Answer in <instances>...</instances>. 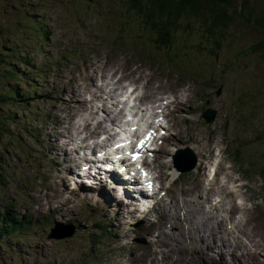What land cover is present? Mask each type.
Returning <instances> with one entry per match:
<instances>
[{
    "label": "rangeland",
    "instance_id": "rangeland-1",
    "mask_svg": "<svg viewBox=\"0 0 264 264\" xmlns=\"http://www.w3.org/2000/svg\"><path fill=\"white\" fill-rule=\"evenodd\" d=\"M122 4L118 0H0V92L12 93L0 105V213L8 204L11 213L30 220L25 230L18 228L19 232L10 231L0 239V264H215L213 257L199 259L200 249L192 247V237L180 234L196 226L191 222L199 214L182 219L178 213L172 217L171 211L166 212L174 202L182 205L185 198L202 206L209 203V215H221L220 233L224 213L212 210L211 205L218 204L215 199L228 201L245 215L241 230L227 226L235 230L234 247L228 236L211 237L214 243L216 238L221 241L226 261L219 264H264V181L256 173V168L264 166V57L246 56L244 51L264 36V30L235 20L215 55L181 51L170 56L173 60L167 64V57L152 46L155 34L131 24ZM233 6L258 12L264 0H235ZM37 19L47 31L42 41L32 32L31 21ZM24 57L46 70L42 79L28 73L21 62ZM108 74L114 80L121 75L120 84L113 82L117 89L122 82L130 83L139 96L125 105L132 88L118 96L122 90L111 91ZM22 93L31 95L27 104ZM158 98L169 101L163 118L169 134L159 140L151 171L166 188L162 197L169 193L172 199L160 200L159 206L157 198L152 206L143 207L125 193L129 205L158 213V217L154 212L133 216V209L122 200L103 196L111 195L104 183L89 188L72 173V169L81 170L74 167L87 156L79 155L86 150L84 145L90 149L76 134H96L101 129V135L106 127L120 132L112 141L123 136L127 124L144 129L149 125L146 118H136L129 106L140 112L139 104L155 107ZM154 107L150 113L142 111L143 117L157 115ZM206 107L217 110L212 123L200 118ZM97 139L88 141L97 146ZM101 141L107 143V139ZM185 147L192 148L199 161L193 171L178 173L171 157ZM247 155L257 161L249 163ZM239 165L248 168L249 177L241 174ZM216 172L218 183L208 176ZM189 204L185 203L186 209ZM43 218L62 225L71 220L80 229L68 240H50L46 234L53 223L42 222ZM153 225L168 226L173 238L163 242L171 249L159 259L154 255L163 246L148 237ZM210 229L206 228L209 234ZM92 233L99 242L90 246L86 237ZM207 234L195 237L204 242Z\"/></svg>",
    "mask_w": 264,
    "mask_h": 264
},
{
    "label": "trees",
    "instance_id": "trees-1",
    "mask_svg": "<svg viewBox=\"0 0 264 264\" xmlns=\"http://www.w3.org/2000/svg\"><path fill=\"white\" fill-rule=\"evenodd\" d=\"M121 1L127 14H124L121 8L119 11L141 31L146 30L155 34L157 39H154L153 48L159 49V52H163L169 58L181 51L193 55L202 50L207 54L215 55L219 46L223 47L235 20H241L253 29L264 30V7L256 12L252 7L246 6L243 11L241 7L233 6L235 0H118L119 5ZM122 23L125 24L124 21ZM31 25L38 39L46 37L41 20L31 21ZM126 31L127 26L124 28V33ZM244 51L246 56L264 57V36L249 43ZM21 61L25 65L30 62L25 57L21 58ZM10 74L16 75L14 71ZM6 93L0 92V104L7 103L10 99L9 95L12 93L8 95ZM22 95L27 98L31 96L23 93ZM248 157L251 159L248 160L249 163L257 161L253 156ZM28 222V217L25 220L18 218L10 212V208H4L0 213V239L5 233L17 230ZM89 238L95 239L96 236L91 234Z\"/></svg>",
    "mask_w": 264,
    "mask_h": 264
},
{
    "label": "bare ground",
    "instance_id": "bare-ground-1",
    "mask_svg": "<svg viewBox=\"0 0 264 264\" xmlns=\"http://www.w3.org/2000/svg\"><path fill=\"white\" fill-rule=\"evenodd\" d=\"M143 116H144V113H143ZM127 125H128V127L125 126V129H123V133H122V135H123L122 137L125 136L126 139L129 138V133H128L129 130L128 129H131L132 128L131 125H129V124H127ZM123 161H125V157L123 155H121L120 162L122 163ZM134 163H137V161H134ZM92 166H95V163H93V162L87 163V164H85L83 166V168L79 172H76V170L72 169V173L77 174L81 179L87 178L88 176L92 175V173L90 172V169H91ZM110 174L112 175L111 177H116V182L118 183L119 187L121 188V192H120L121 195L125 198V193L130 194L129 195L130 196L129 199L130 200L135 199V202H136L137 205L143 206V207H145L147 205L152 206L154 204V201L158 198L157 196L148 197L147 198L142 193H140V191L137 188V185H135V187L132 185V177H127L125 175V171H123V170H122V172L114 171V172H111ZM142 175L144 176L143 173H142ZM95 177H99L100 178L101 177V174L99 172H97L93 176V178H95ZM100 180H98V181H100ZM133 184H136V183L134 182ZM151 193H153V192H151ZM111 197L112 196H110V198ZM14 198H16V197H14ZM215 200L218 202V204L217 205H213V206L211 205L212 210H214L215 212H223L224 213V216H223L222 221H225V220L228 221V218H229V220L231 222L228 221V223L231 226H233L235 228V230H237L238 228H240V222L242 221V219L241 218L238 219V216H236V215L235 216H232V214H231V211H233L235 208H233V206H231V205H228L229 204L228 201H227V204H226V202H224L225 200L224 201L222 199H220V200L215 199ZM125 201H127L126 198H125ZM236 212H241V211H235L233 214H235ZM229 215H231V216H229ZM205 217L212 218V216H210L209 214H206ZM233 223H235L237 227ZM191 227L194 228V226H191ZM227 230L229 231L228 228H227ZM228 231L225 232V236H228L230 234V232H228ZM211 240H212L211 236L206 235L204 242L207 243L208 241H211ZM211 242H213V241H211ZM209 245H211V243H209ZM221 259H223L224 261H226V258L224 257V254H222V253H221Z\"/></svg>",
    "mask_w": 264,
    "mask_h": 264
},
{
    "label": "water",
    "instance_id": "water-1",
    "mask_svg": "<svg viewBox=\"0 0 264 264\" xmlns=\"http://www.w3.org/2000/svg\"><path fill=\"white\" fill-rule=\"evenodd\" d=\"M215 115H216V111L214 109L207 108L202 112L201 117L204 118L206 120V122H211L215 118ZM191 151L192 150L190 148H186L184 150V152H186L187 154L189 153V155H191V157H192V159L189 161L188 165H186L184 167H180L174 161V164L178 170L188 171L196 165L197 157H195ZM179 152H181V150H179ZM174 158H175V156H174ZM60 227H61V225L56 224L55 227L51 228L50 233L48 234V238H51V239L59 238L60 239V238L68 237V236H71L75 230L73 225H69L67 230H61Z\"/></svg>",
    "mask_w": 264,
    "mask_h": 264
},
{
    "label": "snow or ice",
    "instance_id": "snow-or-ice-1",
    "mask_svg": "<svg viewBox=\"0 0 264 264\" xmlns=\"http://www.w3.org/2000/svg\"><path fill=\"white\" fill-rule=\"evenodd\" d=\"M147 138L148 137L145 136L144 139H141L140 141H138L136 147L139 148V147L143 146V144L145 143V140H147ZM117 146H120V145H117ZM137 155H138L137 153L132 154L133 160H135L137 158Z\"/></svg>",
    "mask_w": 264,
    "mask_h": 264
}]
</instances>
